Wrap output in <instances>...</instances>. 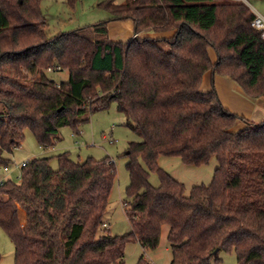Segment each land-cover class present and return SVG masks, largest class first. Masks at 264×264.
<instances>
[{
    "label": "trees",
    "instance_id": "obj_1",
    "mask_svg": "<svg viewBox=\"0 0 264 264\" xmlns=\"http://www.w3.org/2000/svg\"><path fill=\"white\" fill-rule=\"evenodd\" d=\"M41 1L0 0V168L24 130L46 148L61 128L77 131L110 104L141 142L124 153L131 231L123 236L100 231L116 179L109 159L75 163L62 153L54 170L49 157H36L18 182L3 180L0 228L14 245V264H125L126 244L154 250L164 225L170 264H211L219 251L234 252L237 264H264V121L225 110L214 87L200 91L211 71L250 98L264 95V41L250 26V8L240 0H104L97 7L107 20L50 36ZM123 20L137 36L174 34L111 42L107 23ZM48 69L67 71V81L48 79ZM160 156L190 166L215 159L218 167L209 185L185 195L159 167Z\"/></svg>",
    "mask_w": 264,
    "mask_h": 264
},
{
    "label": "rangeland",
    "instance_id": "obj_2",
    "mask_svg": "<svg viewBox=\"0 0 264 264\" xmlns=\"http://www.w3.org/2000/svg\"><path fill=\"white\" fill-rule=\"evenodd\" d=\"M104 0H78L73 8L69 7L67 0H42L40 9L45 17L48 35L69 32L99 23L101 15L107 14L97 8L99 2ZM129 0H115L116 4H124ZM242 3L249 2L253 9V0H240ZM246 1V2H245ZM264 3V0H257ZM249 5V4H247ZM249 6V7H251ZM48 79L57 84L67 81V71H48ZM264 97V95H263ZM264 111V98L260 101L258 110L259 117ZM127 118L119 113L114 104L104 111L94 112L87 123L79 126L77 131L70 127L59 130L60 140L52 146L43 148L38 145L32 133L24 130V139L19 148L13 149L12 153H5L9 160L8 171L0 168V180H13L18 182L20 170L16 166L36 157H49L51 167L56 170L58 162L56 157L62 153H68L70 159L75 163H82L88 159L101 161L109 159L116 169V179L109 194L108 207L104 215V225L100 231L108 232L113 236H123L131 231V224L126 218L123 204L128 201L126 188L129 185V174L126 169L127 158L124 153L130 142H141L129 127ZM244 127L243 123L236 126L234 130ZM106 137L104 139L103 137ZM110 140L113 143H110ZM158 165L170 176L184 185V194L189 195L191 188L195 185H209L212 181L214 170L218 167L215 159H211L207 165L190 166L181 162L178 157L160 156ZM149 182L153 187L159 185L158 176L149 174ZM19 220L22 226L26 223L25 212L18 210ZM168 226L161 229L158 246L154 250H143L138 243H127L124 248L125 264H137L139 258L143 257L151 264H170L171 252L167 242ZM14 245L0 228V264H14ZM218 259L211 264H237L234 252L219 251Z\"/></svg>",
    "mask_w": 264,
    "mask_h": 264
},
{
    "label": "crops",
    "instance_id": "obj_3",
    "mask_svg": "<svg viewBox=\"0 0 264 264\" xmlns=\"http://www.w3.org/2000/svg\"><path fill=\"white\" fill-rule=\"evenodd\" d=\"M249 1V0H248ZM246 2V1H245ZM100 3V2H99ZM98 3V4H99ZM114 3L115 0H114ZM246 6H251L249 2H246ZM254 7H258V9H253V7H249L253 12H257L264 17V3H260L257 0H253ZM255 7V8H256ZM98 8V7H97ZM100 9V8H98ZM102 10V9H100ZM104 11V10H102ZM106 12V11H105ZM104 21L109 18V14H104L100 16ZM108 29V39L111 42L115 43H127L130 40L134 39L137 35L134 33V25L131 20H123V21H109L107 23ZM174 34V31L164 32L160 34L154 33H140L137 37L139 38H157V37H165L171 38ZM208 55L210 61L214 63L217 59L215 52L212 49H209ZM214 87L218 99L222 105V107L233 113L237 116L245 118L249 122L259 124L264 121V111H262V115L259 117L258 110L260 106V101L263 99V95L258 98H250L246 96L240 87L230 80L227 77L213 74L211 71H207L202 76V81L200 84V91L202 93L209 92ZM243 127V125L241 124Z\"/></svg>",
    "mask_w": 264,
    "mask_h": 264
},
{
    "label": "built area",
    "instance_id": "obj_4",
    "mask_svg": "<svg viewBox=\"0 0 264 264\" xmlns=\"http://www.w3.org/2000/svg\"><path fill=\"white\" fill-rule=\"evenodd\" d=\"M253 14H254V17L250 23V26L252 28H254L259 33L261 40L264 41V17L262 15H260L259 13L254 12V11H253ZM48 71H51V70L48 69ZM103 138L106 139L105 136ZM110 143L112 144L113 141L110 140ZM26 163L27 162H23L20 165L16 166V168L20 169L23 166H25ZM3 170L5 172L8 171V167L3 168ZM19 179H20V175H19ZM2 181H3V179L0 180V184L2 183ZM103 226H105V225L103 224Z\"/></svg>",
    "mask_w": 264,
    "mask_h": 264
}]
</instances>
